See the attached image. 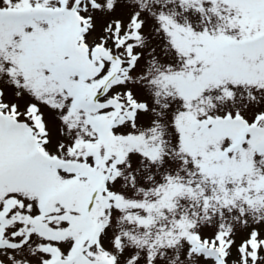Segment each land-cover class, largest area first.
<instances>
[{"label":"snow or ice","instance_id":"1","mask_svg":"<svg viewBox=\"0 0 264 264\" xmlns=\"http://www.w3.org/2000/svg\"><path fill=\"white\" fill-rule=\"evenodd\" d=\"M0 264H264V0H0Z\"/></svg>","mask_w":264,"mask_h":264}]
</instances>
